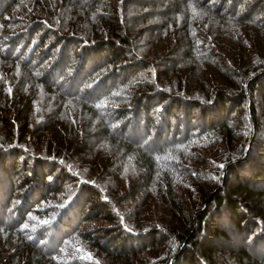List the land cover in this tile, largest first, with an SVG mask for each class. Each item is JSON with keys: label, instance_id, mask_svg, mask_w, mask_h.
Listing matches in <instances>:
<instances>
[{"label": "trees", "instance_id": "obj_1", "mask_svg": "<svg viewBox=\"0 0 264 264\" xmlns=\"http://www.w3.org/2000/svg\"><path fill=\"white\" fill-rule=\"evenodd\" d=\"M6 21L0 264H264V0H0Z\"/></svg>", "mask_w": 264, "mask_h": 264}, {"label": "rangeland", "instance_id": "obj_2", "mask_svg": "<svg viewBox=\"0 0 264 264\" xmlns=\"http://www.w3.org/2000/svg\"><path fill=\"white\" fill-rule=\"evenodd\" d=\"M74 17H76V16H73L72 18L74 19ZM14 27H15V25H13V21H6V23H0V72H2V73H5V71H7L8 68L9 69L11 68V64H10L11 60L10 59H4L3 56H5V54L4 55L1 54L3 52V50H5V49L9 51L8 46L11 44L8 42L9 39L3 38V34H6L10 30H15ZM173 58H174V56L172 57V59ZM56 202H57V200L54 201L53 199H50L47 203H43V204L39 205L40 207H42V208H40L41 211H50L52 208H54ZM147 218L142 223H145L147 221ZM30 225H31V223H30ZM28 228H32V226L28 227Z\"/></svg>", "mask_w": 264, "mask_h": 264}]
</instances>
